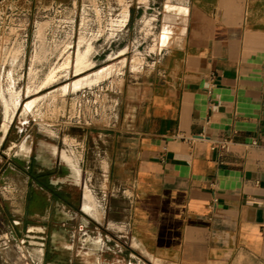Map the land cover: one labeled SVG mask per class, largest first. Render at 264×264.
I'll return each mask as SVG.
<instances>
[{
	"label": "crops",
	"instance_id": "0c3cea01",
	"mask_svg": "<svg viewBox=\"0 0 264 264\" xmlns=\"http://www.w3.org/2000/svg\"><path fill=\"white\" fill-rule=\"evenodd\" d=\"M43 1L70 19L46 28L58 35L49 42L76 50L84 36L95 66L157 34V52L117 83L66 93L69 107L79 93V113L111 111L109 123L82 126L85 214L124 227L116 241L128 264H264V0ZM167 1L186 11H166ZM23 142L9 149L24 153ZM53 152L75 164L79 180L74 152ZM86 191L95 214L85 210ZM97 191L111 200L101 204ZM32 237L38 264H56L42 234ZM95 258L102 263V253Z\"/></svg>",
	"mask_w": 264,
	"mask_h": 264
},
{
	"label": "rangeland",
	"instance_id": "374dc122",
	"mask_svg": "<svg viewBox=\"0 0 264 264\" xmlns=\"http://www.w3.org/2000/svg\"><path fill=\"white\" fill-rule=\"evenodd\" d=\"M56 7L50 1L43 0H0V125L1 119L4 121L5 103L11 104L13 91L21 94L17 84L19 83L27 93L31 68L36 74L35 84L42 85L40 90L27 94L26 97L23 96V104L36 97L29 112L35 123H31L25 134H20L16 128L18 122L16 118L9 130L7 140L0 142V264H38L36 255L38 244L32 242V236L38 231L45 239L44 247L49 245L51 255H56V264H64L70 260L71 264H97L95 255L101 253L103 255L101 264H128L126 249L122 246L124 243L116 241L117 235L124 234V227L120 224L111 223V220L107 222V218L97 219L61 203L52 204L42 213L27 214L25 210L29 188L26 174L27 154L18 153L16 145L9 149V145L11 141L20 143L25 140L33 149L35 165L39 169L51 168L55 161L56 165H59L60 162L51 151L54 144L60 149L65 148L68 152L73 151L77 162L79 158L84 159L81 139L85 128L82 126L85 125V121L93 123L92 125L109 123L111 111L110 108L109 110L103 108L95 117L91 112L79 113L76 106L79 99L76 95L79 93L76 92L71 100V107L66 93L101 81H103L102 86L109 85L111 80L117 83L116 81L122 77L121 74L136 69L134 68L136 63V66L141 65L144 53L153 56L154 52H157L156 46L153 45L157 34L152 36L154 41L149 43V46L144 45L140 50L129 49L127 53L126 49H123L117 55L110 54L108 60L95 66L92 59L93 45L87 43L81 47L86 42L84 36L79 37L76 50H69L64 42H49L54 36L47 35L46 28L50 26L58 30L60 26L68 23L64 22L65 19L70 21L65 15H59ZM176 9L181 13L186 11L183 6L166 2V11ZM167 18H170V15ZM149 21V19L145 20L146 23ZM157 41L163 45L167 39L161 41L158 36ZM78 51L87 53V58L85 66L79 73H75L74 61ZM67 61L69 64L66 66ZM18 62L19 64L21 62V66L15 67ZM49 75L52 79L46 84ZM74 81L76 85L71 87L70 84ZM66 83L68 86L64 89L63 85ZM102 94V98L98 100L105 105L106 92L103 91ZM20 102L21 97L15 114ZM1 131L0 126V136ZM68 183L66 190L72 193L71 198L80 197V184L75 186L73 182ZM91 183L101 184L100 181L95 183L94 179ZM83 184L85 186L87 183L83 181ZM95 196L101 204L111 200L109 196L99 191ZM114 201L113 199L112 202ZM112 217L111 214L108 219ZM72 252H80V255L72 258ZM154 261L157 264L160 260Z\"/></svg>",
	"mask_w": 264,
	"mask_h": 264
},
{
	"label": "flooded vegetation",
	"instance_id": "af4514ba",
	"mask_svg": "<svg viewBox=\"0 0 264 264\" xmlns=\"http://www.w3.org/2000/svg\"><path fill=\"white\" fill-rule=\"evenodd\" d=\"M22 79H23V77H22ZM17 87L21 89V94H20L21 102H20L19 108L17 110V113L15 114L14 118L10 122V125H9V127H8V129L6 131H4V129L2 127L3 121L1 119V125H0L1 126V130H2L1 131L2 135L0 136L1 142H5L7 140V137H8V134H9V130H10L11 126L13 125V123L15 122L16 118H18V122L16 124V128H17V130H18V132L20 134H25V132L27 131V129L30 127L31 123H35L34 118L32 117V115H29V113H28L29 116L28 115L25 116V117L24 116H21V112L23 110V107L26 104V103L23 104L24 103L23 102V96L26 97L28 95H27V93H25V91H23V88H22V86L19 85V83L17 84ZM0 108H1V106H0ZM18 114H20V115H18ZM26 138H28V136ZM23 141H25V140H23ZM25 143H26V141H25ZM12 144H18V143L14 142V141H11V144L10 145H12ZM53 146H56V145L55 144L52 145V148H51L52 154L54 156H56L57 161H59L60 163H59V165H56L57 163L55 161L53 163V165H52L51 168H49V167L43 168V169L37 168V166L35 165V155L33 154V149L31 147H30V152L29 153H26L27 154L26 155L27 156L26 157L27 158L26 159V162L28 161L27 169H26V174L28 176V186H29V188L30 187H33V188H35L37 190H41L43 193H45L47 195L48 199L50 200L51 199L50 192H48L42 186L38 185L35 181L30 182V176L28 174V171L30 169H32L36 173L46 175L47 182H48L49 185H51L52 187L56 188L57 190L62 191L64 194H70L69 200L74 201V202L76 201V203H77L76 204L77 205L76 208H74V207H72V206H70V205H68V204H66V203H64L62 201H53L51 203V205L52 204H55V203H61L63 205L72 207L75 210H79V211L85 213V211L83 210V194H84V184H83V181L84 182H86V181L82 178V168H81V164L79 163V166L81 168V176H80V179L77 180L76 177L71 174L70 168L65 165V162L62 160L61 156L59 154H55L53 152ZM57 149L58 150H62V149H65V148L60 149V148L57 147ZM58 166H60V167H58ZM68 182H73L75 184V186H78L77 184H80L79 185V188H80V197L74 198V199L71 198V194L72 193L70 191H67L66 190V186H67L66 184H69Z\"/></svg>",
	"mask_w": 264,
	"mask_h": 264
},
{
	"label": "bare ground",
	"instance_id": "6f19581e",
	"mask_svg": "<svg viewBox=\"0 0 264 264\" xmlns=\"http://www.w3.org/2000/svg\"><path fill=\"white\" fill-rule=\"evenodd\" d=\"M161 34H159V38L161 41L167 39L168 37V29H165L160 32ZM86 58H87V53L78 51L76 56H75V61H74V65H75V73H79L81 71V69L83 68V66H85V62H86ZM69 64V61L66 62V66ZM35 72L33 70V68L30 69L29 71V75H28V83H27V94H30L32 92L38 91L41 89L42 85L39 84H35ZM52 79V76L49 75L46 78V84H48ZM76 81V80H75ZM73 82L70 84V86L73 87L76 85V82ZM68 83L63 85V88L66 89ZM39 97V96H37ZM11 104H7L5 103V115H4V121H3V129L4 131H6L10 125V122L12 121L17 106L19 104V98H20V94L17 93V91H13V93L11 94ZM36 98V97H35ZM35 98H32L31 100L27 101L25 106L23 107L22 110V114L21 116H26L32 109L33 107V103L35 101ZM27 147L25 142H23L21 144V151H23L24 153H27ZM63 153V152H62ZM66 160V166L70 168L71 170V174L74 175L76 177V179L78 180V168L75 166V164H73L69 159H65ZM85 198L88 199L89 203L85 204V210L90 212L91 214H95L96 213V208H94V198L92 196L91 193L89 192H85ZM131 264H137V263H131ZM140 264H145V263H140ZM157 264H165L163 262L157 261Z\"/></svg>",
	"mask_w": 264,
	"mask_h": 264
},
{
	"label": "trees",
	"instance_id": "16d2710c",
	"mask_svg": "<svg viewBox=\"0 0 264 264\" xmlns=\"http://www.w3.org/2000/svg\"><path fill=\"white\" fill-rule=\"evenodd\" d=\"M28 174L30 176V182L35 181L38 185L50 192L51 199L49 200L47 195L41 190L30 187L27 198V214L42 213L45 209L50 207L53 201H62L74 208L77 207L76 201L69 200L70 194H64L62 191L57 190L48 184L46 175L36 173L32 169L28 171ZM47 257L49 260V255Z\"/></svg>",
	"mask_w": 264,
	"mask_h": 264
},
{
	"label": "built area",
	"instance_id": "2783aa9c",
	"mask_svg": "<svg viewBox=\"0 0 264 264\" xmlns=\"http://www.w3.org/2000/svg\"><path fill=\"white\" fill-rule=\"evenodd\" d=\"M227 142L226 141H223V143H221V147H224L226 146Z\"/></svg>",
	"mask_w": 264,
	"mask_h": 264
}]
</instances>
